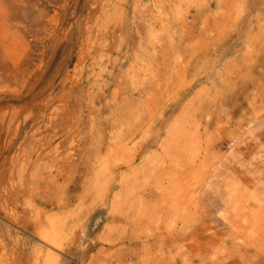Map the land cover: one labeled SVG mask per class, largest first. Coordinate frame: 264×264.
<instances>
[{
    "label": "rangeland",
    "instance_id": "1",
    "mask_svg": "<svg viewBox=\"0 0 264 264\" xmlns=\"http://www.w3.org/2000/svg\"><path fill=\"white\" fill-rule=\"evenodd\" d=\"M1 261L264 264V0H0Z\"/></svg>",
    "mask_w": 264,
    "mask_h": 264
},
{
    "label": "bare ground",
    "instance_id": "2",
    "mask_svg": "<svg viewBox=\"0 0 264 264\" xmlns=\"http://www.w3.org/2000/svg\"><path fill=\"white\" fill-rule=\"evenodd\" d=\"M259 240V239H258ZM2 263H0V264H3V261H1Z\"/></svg>",
    "mask_w": 264,
    "mask_h": 264
}]
</instances>
